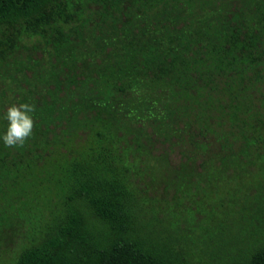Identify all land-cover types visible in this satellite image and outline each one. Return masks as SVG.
<instances>
[{
    "label": "trees",
    "instance_id": "1",
    "mask_svg": "<svg viewBox=\"0 0 264 264\" xmlns=\"http://www.w3.org/2000/svg\"><path fill=\"white\" fill-rule=\"evenodd\" d=\"M115 1L106 27L68 0H0V106H35L23 146L6 147L0 126V203L34 185L55 205L13 264H201L128 186L120 142L181 152L207 180L241 171L262 141L264 0ZM39 36L47 56L25 44ZM245 212L239 241L251 244L217 249L216 264H264V194Z\"/></svg>",
    "mask_w": 264,
    "mask_h": 264
},
{
    "label": "rangeland",
    "instance_id": "2",
    "mask_svg": "<svg viewBox=\"0 0 264 264\" xmlns=\"http://www.w3.org/2000/svg\"><path fill=\"white\" fill-rule=\"evenodd\" d=\"M68 5L74 17L76 11L82 17L81 12L86 10L87 15L89 13L93 20L106 27L112 26V19L111 16L104 17L105 14L118 11H114L118 6L115 0H68ZM74 17L70 19L71 24H75ZM25 44L39 45L35 52L37 57H42V53L47 56L48 50H51L46 36L29 38ZM73 55L75 49L71 50ZM56 62L62 66L64 73L71 69L66 63ZM2 70L0 68V72ZM66 76L70 74L66 73ZM31 80L29 78L27 84ZM56 85L55 82L51 87ZM46 94L53 96L51 92ZM2 97L10 100L14 93L6 91ZM11 104L7 101L0 106V126L8 124L5 115ZM260 138V144L253 145L251 162L241 171L231 170L221 177L222 172L213 169L207 180H204L206 175L201 177L198 173L200 166L197 162L183 163L185 158L181 152H175L171 159H164L156 157V152H150L146 146L137 148L130 144L131 140H121L123 157L129 168L127 184L136 191L152 221L168 228L192 258L201 264H216L219 262L214 256L217 249L227 256L228 252L243 251L253 239L252 234L245 233L239 241V225L247 215L250 216L245 211L250 208L254 196L264 194V131L260 133ZM32 188L36 186L31 185ZM31 189L27 191L26 185L23 186V191L12 199L11 207L8 204L10 200L0 203V207H7L5 214L0 212V264H13L20 251L39 238L49 221V207H55L53 202H48L46 191L37 199ZM247 194H251L252 198L242 196ZM259 237L264 241V230Z\"/></svg>",
    "mask_w": 264,
    "mask_h": 264
},
{
    "label": "clouds",
    "instance_id": "3",
    "mask_svg": "<svg viewBox=\"0 0 264 264\" xmlns=\"http://www.w3.org/2000/svg\"><path fill=\"white\" fill-rule=\"evenodd\" d=\"M34 111L35 106L30 103L8 106L5 115L8 124L5 134L2 136L6 147L23 146L32 135L34 128L32 113Z\"/></svg>",
    "mask_w": 264,
    "mask_h": 264
}]
</instances>
